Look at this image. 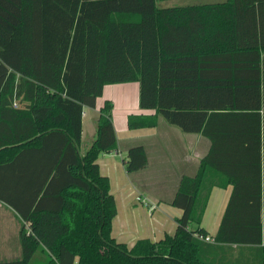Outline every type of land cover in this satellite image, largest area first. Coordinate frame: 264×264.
Wrapping results in <instances>:
<instances>
[{
	"label": "trees",
	"instance_id": "16d2710c",
	"mask_svg": "<svg viewBox=\"0 0 264 264\" xmlns=\"http://www.w3.org/2000/svg\"><path fill=\"white\" fill-rule=\"evenodd\" d=\"M165 1L0 0V201L21 220V256L0 264H243L230 256L249 249L264 264V0ZM133 82L155 115L130 116V129L162 118L210 148L171 202L175 233L130 249L112 236L117 203L98 164L118 149L110 102L80 148L84 109ZM147 163L129 149L128 173ZM228 186L206 242L212 190Z\"/></svg>",
	"mask_w": 264,
	"mask_h": 264
},
{
	"label": "crops",
	"instance_id": "0c3cea01",
	"mask_svg": "<svg viewBox=\"0 0 264 264\" xmlns=\"http://www.w3.org/2000/svg\"><path fill=\"white\" fill-rule=\"evenodd\" d=\"M224 1L213 0L194 5ZM106 102L113 105L112 120L118 149L101 155L98 164L101 174L110 180L111 192L118 206L112 236L118 243H123L130 249L141 239L158 242L165 236L175 233L176 220L182 216V211L172 206L171 202L181 179L196 175L202 158L209 151L210 142L200 134L184 133L162 118L155 128L130 129L128 126L130 116L155 115L154 110L140 107V84L133 82L105 86L103 95L96 101V107L84 109L80 148L82 155L96 139L100 111ZM138 146L144 148L148 163L143 170L132 173L136 178H138L136 175L140 176L137 183L133 184L130 182L125 159L129 149ZM231 193V186L225 189L216 187L212 190L201 224L210 238H214L219 229ZM139 196L142 200L143 198L149 200L152 209L145 208L144 204H138ZM259 257V252L249 249L243 252L235 250L230 259L240 260L243 264H259ZM41 261V256L37 255L33 263L39 264Z\"/></svg>",
	"mask_w": 264,
	"mask_h": 264
},
{
	"label": "rangeland",
	"instance_id": "374dc122",
	"mask_svg": "<svg viewBox=\"0 0 264 264\" xmlns=\"http://www.w3.org/2000/svg\"><path fill=\"white\" fill-rule=\"evenodd\" d=\"M206 1H213V0H168L165 2H160L158 5L161 8H171V7L194 5L195 3L198 4L206 3ZM136 176L140 178L139 175ZM129 178H130V182H132L133 184L137 183L138 178H136L135 175H133L132 173H130ZM152 193L155 192L152 191ZM143 201H144V205L146 206L145 208L152 209V204H150L149 200H145L143 198ZM138 204L141 205L140 202H138ZM117 210H118V206H117ZM20 227H21V220L17 212L12 207L7 206L6 204L0 201V263L7 260H14L20 257L21 255V248L19 243ZM135 234L137 233L135 232Z\"/></svg>",
	"mask_w": 264,
	"mask_h": 264
},
{
	"label": "built area",
	"instance_id": "2783aa9c",
	"mask_svg": "<svg viewBox=\"0 0 264 264\" xmlns=\"http://www.w3.org/2000/svg\"><path fill=\"white\" fill-rule=\"evenodd\" d=\"M137 201L140 202L141 204H144L142 198L139 196L137 197ZM206 242H213V238H210L209 236L205 238Z\"/></svg>",
	"mask_w": 264,
	"mask_h": 264
}]
</instances>
